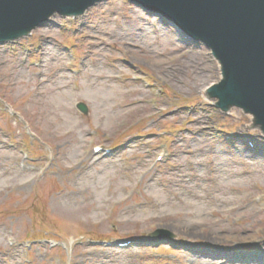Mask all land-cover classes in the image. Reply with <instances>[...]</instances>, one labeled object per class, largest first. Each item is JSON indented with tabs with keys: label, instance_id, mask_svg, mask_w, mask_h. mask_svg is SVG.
Wrapping results in <instances>:
<instances>
[{
	"label": "rangeland",
	"instance_id": "obj_1",
	"mask_svg": "<svg viewBox=\"0 0 264 264\" xmlns=\"http://www.w3.org/2000/svg\"><path fill=\"white\" fill-rule=\"evenodd\" d=\"M49 22L0 44V264H264V137L212 51L127 0Z\"/></svg>",
	"mask_w": 264,
	"mask_h": 264
},
{
	"label": "water",
	"instance_id": "obj_2",
	"mask_svg": "<svg viewBox=\"0 0 264 264\" xmlns=\"http://www.w3.org/2000/svg\"><path fill=\"white\" fill-rule=\"evenodd\" d=\"M99 1L0 0V42L31 32L55 13L84 14ZM133 1L206 44L221 62L223 72V78L208 95L217 98L225 110L237 106L234 108L255 115L264 129V0ZM45 25L57 26L50 22ZM79 107L89 113L84 103ZM160 231L149 237L162 239L166 235L173 239L174 234Z\"/></svg>",
	"mask_w": 264,
	"mask_h": 264
},
{
	"label": "bare ground",
	"instance_id": "obj_3",
	"mask_svg": "<svg viewBox=\"0 0 264 264\" xmlns=\"http://www.w3.org/2000/svg\"><path fill=\"white\" fill-rule=\"evenodd\" d=\"M256 118V117H255ZM256 121V119H254Z\"/></svg>",
	"mask_w": 264,
	"mask_h": 264
}]
</instances>
